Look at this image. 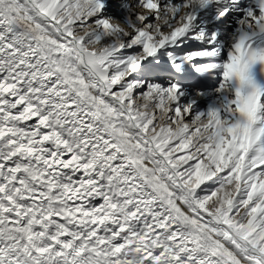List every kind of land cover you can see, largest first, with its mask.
I'll use <instances>...</instances> for the list:
<instances>
[{
    "label": "snow or ice",
    "instance_id": "1",
    "mask_svg": "<svg viewBox=\"0 0 264 264\" xmlns=\"http://www.w3.org/2000/svg\"><path fill=\"white\" fill-rule=\"evenodd\" d=\"M0 264H264V0H0Z\"/></svg>",
    "mask_w": 264,
    "mask_h": 264
}]
</instances>
